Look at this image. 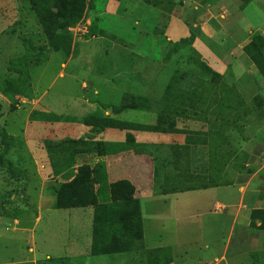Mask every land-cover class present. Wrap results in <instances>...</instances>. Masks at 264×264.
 <instances>
[{"label":"rangeland","instance_id":"374dc122","mask_svg":"<svg viewBox=\"0 0 264 264\" xmlns=\"http://www.w3.org/2000/svg\"><path fill=\"white\" fill-rule=\"evenodd\" d=\"M36 3L45 26L30 0H0V226L12 229L18 219L34 230V245L15 234L1 239L0 263L88 264L87 255L107 250L118 256L90 257L89 264H145L146 250L167 234L166 227L152 228L155 217L178 225L183 243L198 237L195 199L204 193L188 192L246 172L243 142L260 137L254 127L264 116V26L257 13L264 0ZM89 99L98 107H88ZM106 109L123 112L121 127L151 132L144 142L157 141L159 131L175 134L169 143L151 144L158 159L154 196L177 195L156 215L143 204L144 240L135 188L126 180L111 183L128 168L108 173L96 161L92 210L50 208L79 170L76 155L88 149L86 134L66 127L68 116L81 124ZM50 118L62 122L61 139ZM131 118L138 124L125 122ZM84 192L76 204L87 200L89 188Z\"/></svg>","mask_w":264,"mask_h":264},{"label":"crops","instance_id":"0c3cea01","mask_svg":"<svg viewBox=\"0 0 264 264\" xmlns=\"http://www.w3.org/2000/svg\"><path fill=\"white\" fill-rule=\"evenodd\" d=\"M257 15H262L261 26H264V11L258 10ZM92 95L93 98H97L99 93L96 92ZM87 106L91 109L98 107L90 99L87 102ZM126 109H128V113L134 111L129 106ZM103 112V116L97 115L99 116L98 118L91 116L86 122L81 124L74 120L73 116H68L71 118L66 121V127L68 125L70 130L76 134L79 131H81V135L85 133L88 141L87 151L76 155L75 161L77 163L73 169L86 166L93 170L96 161H102L108 173L110 169L114 170L115 166L117 168H128V174L125 175L126 171L122 170V174L116 176L111 183L126 180L133 185L135 188L134 198L138 200L141 209L140 216L142 218L143 231V204L148 207L147 210L151 213L154 212L153 215H156L157 211H154V209L157 206L166 205L168 198H174L177 195L169 193L154 196L155 164L158 159L155 158L156 153L154 152L157 149L151 146V144L155 143H160V145L169 143L175 134L171 130L159 131L162 133H155L156 136L154 137L157 141L148 142L145 140L144 142V137L146 136L143 135L151 132H148V130L137 131L132 128L122 129L119 122H124L121 121L123 112L115 111V113H112L113 116L110 115L107 109L103 110ZM50 119L52 122L50 123L51 132L54 131V138L56 136V140L61 139L62 133L59 131L63 125L62 122L59 118ZM125 122L130 125L138 124L137 118H131ZM259 122L260 125L254 128L260 134V137L243 142V150L247 154V161L243 166L246 172H239L230 181L231 185L229 186L201 188L191 192L185 191L188 193H204L195 199L197 206L195 207L194 216L199 221L195 234L198 232V237L190 231L189 234H193V237H186L187 239L183 243L180 240L179 232L181 231L178 225L167 226L164 221L158 220L156 217L153 219L152 228L155 225L166 227L165 233L167 234L161 237L163 243L156 248L170 249L172 255L170 264H264V218L260 214L264 212V116ZM253 135L251 131L250 136ZM91 138L93 139L89 140ZM156 148L159 147L157 146ZM248 169L250 170L248 171ZM60 175L63 174L61 173ZM74 176L71 177L70 181H72ZM93 177L95 176L93 175ZM203 205L206 206L201 207ZM94 207L92 205L81 209L92 210ZM50 208L55 209L51 205ZM12 226V229L6 227V225L0 226V240L11 238L15 234L23 241L27 240L34 245L33 226H21L18 219L12 222ZM237 233H241L238 238ZM253 236H255L254 239H252ZM29 251L33 254V249ZM94 254L87 255L86 263L88 262L89 264L91 262L92 259L90 257L118 256L116 251L110 253L112 255L107 254L105 251ZM22 264H35V261L26 260Z\"/></svg>","mask_w":264,"mask_h":264},{"label":"trees","instance_id":"16d2710c","mask_svg":"<svg viewBox=\"0 0 264 264\" xmlns=\"http://www.w3.org/2000/svg\"><path fill=\"white\" fill-rule=\"evenodd\" d=\"M43 1L45 2V0H43ZM30 3L34 7L35 12L37 13V15H38L40 21L42 22L43 26H45V23H43V22H45L43 10L41 8L37 7L36 0H30ZM252 63L257 67V69L262 74L261 64H260L259 59L253 57ZM121 128L124 129L123 126ZM208 135H210V133H208ZM204 142H205L204 145H207V147L209 146L208 147V151H209L208 154L211 158V156H213V154H214V152L210 149L211 141L208 139V140H204ZM212 158L210 160H212ZM92 181H94L93 170H91L89 167H86V166L80 167L79 170H77V173L75 174L72 181H70L69 183L62 186L56 192V200H55L54 208L57 210H64V209L66 210V209H74V208H85V207L95 205V203L92 204L89 202L91 200L89 197L93 196L92 192H90V186L92 185ZM229 185H231L230 182H225V184H219L216 182L214 184L209 185V188L210 187H219V186H229ZM88 188H89V193H87L86 198H84L87 200H83L84 202H82L81 204H76L77 201L82 200V195L85 194L84 190H86ZM80 190H81V192H79ZM77 191L79 193H77ZM185 191L186 190L181 191V192H185ZM167 193L169 194V192H167ZM171 193H175V192L173 191ZM132 195H133V188L131 187L130 196H132ZM92 199H94V198H92ZM131 201H132V203H136L132 199H131ZM136 205H138V204L136 203ZM107 212L108 211L103 213V215H106ZM261 216H264V214H261ZM138 221H139V230H140L139 232H141L142 225H140V216H139ZM108 228H110V227H108ZM98 231L99 230L97 229V232ZM105 231H106V229L103 228V229H101L100 232L105 233ZM92 235H94V230H93ZM101 240H100V242L98 241V244L103 243V242H101ZM104 251L107 252V250H104ZM108 251L111 252L110 249ZM145 257H146V263L145 264H170L172 262V255H171V251L169 248H156V249L146 250Z\"/></svg>","mask_w":264,"mask_h":264}]
</instances>
